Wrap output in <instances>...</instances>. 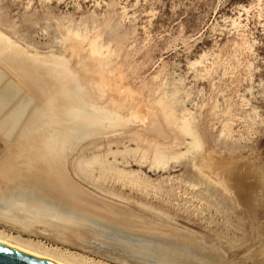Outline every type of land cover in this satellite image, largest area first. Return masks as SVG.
Here are the masks:
<instances>
[{"label":"rangeland","instance_id":"1","mask_svg":"<svg viewBox=\"0 0 264 264\" xmlns=\"http://www.w3.org/2000/svg\"><path fill=\"white\" fill-rule=\"evenodd\" d=\"M0 77V158L19 155L42 172L57 149L71 152L68 184L90 201L194 232L226 255L216 264H264V0H0ZM66 93L85 124H49ZM21 100L18 133L26 113H47L37 133L6 141V115ZM79 162L89 166L83 181ZM0 231L68 261L113 264ZM168 254L157 257L187 264Z\"/></svg>","mask_w":264,"mask_h":264},{"label":"bare ground","instance_id":"2","mask_svg":"<svg viewBox=\"0 0 264 264\" xmlns=\"http://www.w3.org/2000/svg\"><path fill=\"white\" fill-rule=\"evenodd\" d=\"M91 46L94 47L95 50L96 44H94V46L92 44ZM91 52L93 53V51ZM20 89L21 88H17V86L9 87V90H11L10 93L14 94L19 93ZM64 92H66V90ZM10 93L7 94L10 95ZM66 96L68 97L66 99V105H53L51 107L49 124L52 125L56 122L58 124L60 123L59 125L61 127L63 126V124H67L68 126H70L72 122L85 124V122L87 121L81 118L79 116L80 114H78V112L74 110L75 107L73 108V102H71V100L69 99L68 93H66ZM21 101H19V104L21 103L19 106L15 105L16 107L12 108L10 114L8 113V115H6V118H8V120H11V129L20 121L18 118L19 113L25 112L27 106H29V103H26V105H24V100ZM0 102L4 104L8 103L6 99H1ZM62 113L64 116L62 118H58V114H61L60 116H62ZM26 114L29 115V112ZM168 119L169 118H167L166 121H168ZM22 121L24 124V119ZM91 122L92 121H90V123ZM168 123L169 122H167V124ZM181 125L185 126L183 124ZM179 127H177V129H180V131L181 129H183L182 131L185 132V135H190L189 129ZM5 138L8 139V136L5 135ZM196 138L192 139L193 149H199L201 147ZM53 149L55 151V148ZM61 149L64 148L61 147ZM66 151L67 150H65V152ZM155 152V155L160 157L161 160L163 158V154L160 153L161 150L157 148ZM69 153L71 152H68L67 155L65 154L64 156L59 148V150L57 149L51 154V160L53 162V164L50 163V166H52L51 170L55 172L57 167L59 168L58 171H60L59 174L51 173V170L48 171L47 169L42 172H40V170L36 168L27 169V167H25L26 165H24V163L26 162H24V159L18 161L19 158H22L19 155H16L19 158L12 154H5L1 156L0 160L3 158V160L1 161H5V164L3 163L4 165H0V225L12 230L22 232L23 234L25 233V235H31L32 237L33 235L47 237L48 239L54 241L62 247L74 249L76 251L82 252L83 254L94 256L100 260L113 264H142L141 259L145 257H152L159 260L158 264H163L164 261L161 262L160 258L157 256L158 254L169 255L168 253L183 256L182 260H184L187 264H216L225 261V254L219 248L214 246H207L206 244H204V242H202L203 240L201 236L195 234L194 232L172 227V223L168 219L164 220V223H166L164 225L157 224L151 219L145 218L138 213L134 214L135 212L129 213L120 210V208H118L120 205L116 207L117 205L113 206L101 201H90L84 196L85 193H83L81 189H77L76 185L75 188L71 187L68 184L69 177L66 172L65 159L68 158ZM7 160L9 161L10 166L9 164L7 165ZM156 161L157 160H155V162ZM167 163V161L161 163L162 167L167 165ZM16 166H18L19 169L14 170ZM157 166H159V163L157 164ZM193 166L194 165H192V167ZM88 167L89 166L86 162H79L77 164V167L75 166L78 172L77 176L82 179L81 181H83L81 174L89 173ZM210 183L208 182V184ZM212 185L214 184H211V186ZM143 209L144 208L142 207L141 210ZM157 217H159V214L157 215ZM3 235L5 236V234ZM3 235L0 234V245L18 251L20 253L47 261L49 263H87L77 261V258L73 261L70 260V262L68 261L70 259V256H65L67 253L65 254L63 252L65 254L64 256L69 259H62L54 254V249V253L41 251L39 249L33 248L32 244L31 246H28L24 245L23 242V245L21 243H17L19 241V238H15L18 240L17 242H15L12 241L13 238L10 240V238L7 239V235L6 238L3 237ZM167 255L165 256L167 257ZM172 258L173 260H170V262H175L174 257ZM89 264H91V262Z\"/></svg>","mask_w":264,"mask_h":264},{"label":"water","instance_id":"3","mask_svg":"<svg viewBox=\"0 0 264 264\" xmlns=\"http://www.w3.org/2000/svg\"><path fill=\"white\" fill-rule=\"evenodd\" d=\"M38 75H41L42 73L40 71H37ZM47 111L41 108H34L29 115L27 116L24 124L20 127L18 130L19 133L16 131L17 125H19L20 121L17 123L16 126L12 127V129L9 130V132L6 134L8 136V140L6 141H22V139L25 137L27 138V135H30L33 132L37 133L38 129V123H36V118L41 114H46ZM17 132V134H15ZM14 134V135H13ZM25 138L23 139L25 141ZM26 163V162H25ZM27 169L29 168H36L35 165L28 166L27 163L25 164ZM0 264H53L49 263L47 261L20 253L18 251L12 250L8 247H5L3 245H0Z\"/></svg>","mask_w":264,"mask_h":264}]
</instances>
